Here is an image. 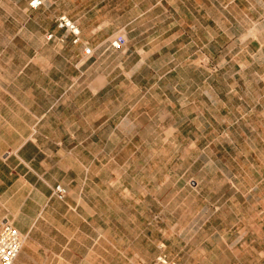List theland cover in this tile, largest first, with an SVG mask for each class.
<instances>
[{
    "label": "rangeland",
    "instance_id": "1",
    "mask_svg": "<svg viewBox=\"0 0 264 264\" xmlns=\"http://www.w3.org/2000/svg\"><path fill=\"white\" fill-rule=\"evenodd\" d=\"M207 26L206 63L196 38L151 35L104 62L118 64L116 130L96 141L110 206L85 264H264V0L214 6Z\"/></svg>",
    "mask_w": 264,
    "mask_h": 264
},
{
    "label": "crops",
    "instance_id": "2",
    "mask_svg": "<svg viewBox=\"0 0 264 264\" xmlns=\"http://www.w3.org/2000/svg\"><path fill=\"white\" fill-rule=\"evenodd\" d=\"M31 1L0 0V224L9 221L23 237L13 264H85L84 240L101 244L96 229L110 206L101 190L109 161L96 141L116 130L118 64L104 72V62L119 48L128 53L135 36H167L179 47L211 41L213 7L235 0ZM60 15L76 25L77 40L56 26ZM116 37L123 42L112 48ZM201 43L189 53L206 63ZM56 185L62 199L53 195ZM96 252L93 264H103Z\"/></svg>",
    "mask_w": 264,
    "mask_h": 264
},
{
    "label": "built area",
    "instance_id": "3",
    "mask_svg": "<svg viewBox=\"0 0 264 264\" xmlns=\"http://www.w3.org/2000/svg\"><path fill=\"white\" fill-rule=\"evenodd\" d=\"M38 0L31 1L30 5L37 6ZM56 26L60 29H64L70 32L74 36V40H77L78 28L76 25L68 19L65 15H60L56 18ZM50 37V35L48 36ZM122 37L112 38L109 41V46L117 48L122 44ZM85 55L90 53V49L86 48ZM65 190L61 185H56L53 189V195L62 199L64 197ZM23 243V237L20 233L11 225L7 220H4L0 224V264H13L16 259ZM157 264H174L169 262L164 256H159L156 259Z\"/></svg>",
    "mask_w": 264,
    "mask_h": 264
}]
</instances>
